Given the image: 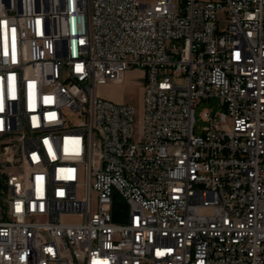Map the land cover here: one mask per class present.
Segmentation results:
<instances>
[{"label": "built area", "instance_id": "1", "mask_svg": "<svg viewBox=\"0 0 264 264\" xmlns=\"http://www.w3.org/2000/svg\"><path fill=\"white\" fill-rule=\"evenodd\" d=\"M0 146V264H264V0H0Z\"/></svg>", "mask_w": 264, "mask_h": 264}, {"label": "rangeland", "instance_id": "2", "mask_svg": "<svg viewBox=\"0 0 264 264\" xmlns=\"http://www.w3.org/2000/svg\"><path fill=\"white\" fill-rule=\"evenodd\" d=\"M146 83V77L142 70L132 69L125 74L123 83L117 85H108L100 87L99 94L107 100H110L118 104L133 105L137 111V117L140 116L143 105V87ZM218 99L203 100L196 108V132L200 133L204 126L203 121L200 118V114L204 109H209L212 112H218L220 110V104ZM0 158V174L4 170V165ZM116 219L119 222H125L128 215V205L120 198L115 200Z\"/></svg>", "mask_w": 264, "mask_h": 264}, {"label": "water", "instance_id": "3", "mask_svg": "<svg viewBox=\"0 0 264 264\" xmlns=\"http://www.w3.org/2000/svg\"><path fill=\"white\" fill-rule=\"evenodd\" d=\"M3 146H0V152H2Z\"/></svg>", "mask_w": 264, "mask_h": 264}]
</instances>
